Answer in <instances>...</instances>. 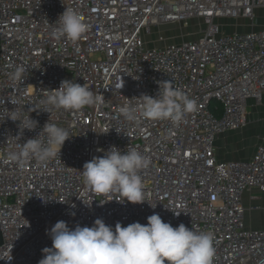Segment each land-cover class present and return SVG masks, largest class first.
Returning a JSON list of instances; mask_svg holds the SVG:
<instances>
[{"label":"built area","instance_id":"2783aa9c","mask_svg":"<svg viewBox=\"0 0 264 264\" xmlns=\"http://www.w3.org/2000/svg\"><path fill=\"white\" fill-rule=\"evenodd\" d=\"M66 8L88 25L76 43L51 35L49 24ZM257 9L264 0H0V264H38L58 221L74 229L101 218L114 228L145 225L154 213L173 227L211 232L213 264H264V229L246 228L242 205L245 192L264 194V146L250 159L226 162L214 148L219 135L247 125L248 100L264 94V27L225 34L218 22L252 23ZM191 19L202 23L196 40L167 41L169 29ZM18 66L25 69L20 81L12 76ZM63 80L86 84L100 103L41 111L40 101ZM162 81L194 102L178 125L119 113L128 99L155 97ZM17 100L21 116L38 121L22 137L19 121L4 120ZM141 106L134 102L137 114ZM47 121L70 136L60 157L43 166L10 161L9 152ZM113 145L150 158L140 172L144 203L123 202L118 193L108 201L84 184L83 165Z\"/></svg>","mask_w":264,"mask_h":264},{"label":"clouds","instance_id":"9594fccd","mask_svg":"<svg viewBox=\"0 0 264 264\" xmlns=\"http://www.w3.org/2000/svg\"><path fill=\"white\" fill-rule=\"evenodd\" d=\"M49 25L55 39L66 38L72 43L78 42L88 30L82 16L70 8H66L57 21ZM24 73L22 66L16 67L13 79L20 81ZM54 90L40 101L43 106L41 111H79L101 101V96L86 84L81 85L74 80H63L60 87ZM128 100V104L119 108V113L127 121L137 123L143 118L152 121L170 120L178 125L195 107L194 102L174 88L171 81L160 82L155 97L142 94ZM134 102L142 105L139 114ZM19 103L18 100L13 102L15 108L7 111L14 114L4 120L19 121L18 134L22 137L25 129L34 131L38 121L32 119L30 113L22 117ZM69 138L66 129L47 121L35 137L21 144L18 151H10L8 159L21 167L32 159L43 166L60 157V151ZM150 164V158L141 151L135 148L123 151L113 145L103 156L93 157L86 162L80 172L84 184L95 193L105 196L108 201L113 200L112 193H118L123 202L141 204L145 199L140 172L149 168ZM172 211L176 215L180 214ZM47 234L52 246L42 249L43 258L38 264H213L216 251L211 232H196L183 223L173 227L157 213L147 217L145 225L134 222L122 226L117 222L114 228L101 218H97L91 227L77 224L74 229L65 221H58Z\"/></svg>","mask_w":264,"mask_h":264},{"label":"crops","instance_id":"0c3cea01","mask_svg":"<svg viewBox=\"0 0 264 264\" xmlns=\"http://www.w3.org/2000/svg\"><path fill=\"white\" fill-rule=\"evenodd\" d=\"M222 32L247 33L257 31L264 27V9H257L254 13L253 22L244 18L222 19L218 22ZM247 125L238 131L219 135L214 143L217 160L243 161L250 159L255 148L264 146V94L260 100H248L246 106ZM244 207V219L247 229H264V194L257 190L245 192L242 198Z\"/></svg>","mask_w":264,"mask_h":264},{"label":"rangeland","instance_id":"374dc122","mask_svg":"<svg viewBox=\"0 0 264 264\" xmlns=\"http://www.w3.org/2000/svg\"><path fill=\"white\" fill-rule=\"evenodd\" d=\"M232 20V19H228ZM202 23L196 20H189L186 24H179L171 29H169L166 34L167 41H175L177 43L184 40H196L198 38V33L201 28ZM153 36H148V40H151ZM172 39V40H171Z\"/></svg>","mask_w":264,"mask_h":264}]
</instances>
